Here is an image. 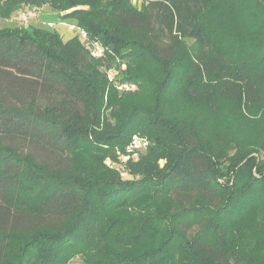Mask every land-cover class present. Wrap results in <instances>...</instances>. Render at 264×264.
<instances>
[{"label": "trees", "instance_id": "1", "mask_svg": "<svg viewBox=\"0 0 264 264\" xmlns=\"http://www.w3.org/2000/svg\"><path fill=\"white\" fill-rule=\"evenodd\" d=\"M23 8L79 34L7 24ZM0 21V264H264V0Z\"/></svg>", "mask_w": 264, "mask_h": 264}, {"label": "rangeland", "instance_id": "2", "mask_svg": "<svg viewBox=\"0 0 264 264\" xmlns=\"http://www.w3.org/2000/svg\"><path fill=\"white\" fill-rule=\"evenodd\" d=\"M135 1V0H134ZM138 1V0H137ZM31 8H23L18 11L11 21V23H7L9 25H13L14 27H26V28H35L37 30H51L56 31L60 38L64 41H68L79 34V31L75 26L67 24L62 20L58 19L57 14L52 11L50 8H45L41 11L39 15L33 16V11ZM21 12H25L31 17L28 19L27 24H22L19 22L18 14ZM0 21V27L7 25ZM71 264H83L80 259L74 260Z\"/></svg>", "mask_w": 264, "mask_h": 264}, {"label": "built area", "instance_id": "3", "mask_svg": "<svg viewBox=\"0 0 264 264\" xmlns=\"http://www.w3.org/2000/svg\"><path fill=\"white\" fill-rule=\"evenodd\" d=\"M31 11H33L32 12L33 16H36V15H39L41 13L42 9H33ZM30 17L31 16L26 14L25 12H21L18 14L19 22L22 24H27V21ZM82 36H84V35L82 34ZM93 55L96 57H100L101 56V50L98 47H96V50H94ZM124 88L131 89V90L135 89L134 86H132V87L124 86ZM146 147H147L146 141L141 140L138 137H135L133 142H132V145L130 147V152L133 153V157L135 158V157H137L138 152L144 150ZM128 158L129 157H126V158H124V160H127Z\"/></svg>", "mask_w": 264, "mask_h": 264}]
</instances>
